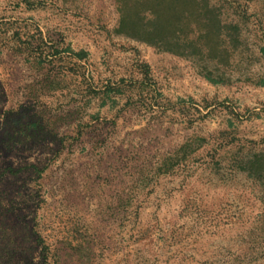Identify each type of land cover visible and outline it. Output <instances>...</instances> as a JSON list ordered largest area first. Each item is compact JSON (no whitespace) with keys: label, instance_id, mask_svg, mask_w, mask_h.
Returning a JSON list of instances; mask_svg holds the SVG:
<instances>
[{"label":"rangeland","instance_id":"obj_1","mask_svg":"<svg viewBox=\"0 0 264 264\" xmlns=\"http://www.w3.org/2000/svg\"><path fill=\"white\" fill-rule=\"evenodd\" d=\"M0 264H264V0H0Z\"/></svg>","mask_w":264,"mask_h":264}]
</instances>
